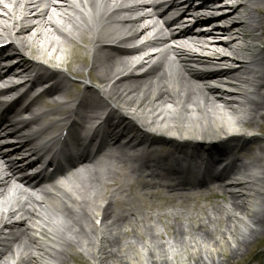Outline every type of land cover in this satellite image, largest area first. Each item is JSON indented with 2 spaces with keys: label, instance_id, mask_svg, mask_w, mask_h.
<instances>
[{
  "label": "bare ground",
  "instance_id": "bare-ground-1",
  "mask_svg": "<svg viewBox=\"0 0 264 264\" xmlns=\"http://www.w3.org/2000/svg\"><path fill=\"white\" fill-rule=\"evenodd\" d=\"M51 1L0 0V37L3 33L10 40L18 37L21 51L12 45L8 47L12 51L8 56L11 61L18 60L17 64L23 69L22 74L36 66L32 61L35 58L34 61L46 60L58 67L57 70L49 71V75L55 78V87L44 92L63 98L52 110L62 115L65 106L72 99L68 94V75L83 78L82 75L85 74V80L92 82L94 87L88 84L83 86L82 90L86 94L83 100L87 110L84 108L85 113L82 115L94 110V117L100 119L102 114H97V110L106 101L101 96L114 105L115 113L112 116L115 118L107 119L109 127L107 130L103 129L112 136H120L111 149L123 147L128 151V156L126 152L122 153L126 159H117L115 154H111L113 161L121 163L118 170H127L132 175L135 164L140 166L145 163L148 169L147 181L170 184L176 179L162 178L159 175L177 176L178 173L172 169H160L158 159L172 158L176 161L193 162L204 155H213L217 161L229 159L231 165L237 163L234 169L229 167L228 172L218 176L214 182L215 193L210 195H226L228 203L216 204L214 207L225 213L224 221L227 223L223 232L226 242L220 244L214 241L222 251L227 252L222 249L225 247L231 252L243 245L242 242H237L238 236L244 240L255 237L259 226L264 223V140L258 139L246 128L264 131L256 121L264 117V93L261 92L264 88V0H236V5L227 2L229 0H202L204 5L222 2L218 6L225 8H216L215 12H220L222 17L207 24H201V16L195 15L197 11L207 9V6L193 8L194 0H167L170 5L163 15L150 14L145 17L138 13L141 10L140 4L125 6L124 2L127 0H77L79 8L71 9L77 13L78 20L67 17L70 28L66 23L54 21L63 29H68L67 32L52 23L49 8L53 6ZM245 1L248 3H242ZM157 5H163V2H158ZM85 7L88 8L89 15L83 12ZM63 9L64 6L58 4L55 11L58 17L65 20ZM143 19L152 23H140ZM158 20H163L158 33L167 35L162 40L166 45L163 51L143 55L145 45L126 47L151 29H156L155 23ZM223 21H229L231 27L227 29L224 25L220 28L217 23L225 24ZM15 26L19 27L17 31H13ZM202 27L207 31L202 32ZM195 28H199V34H192ZM193 36L213 37L214 42L204 45L194 40ZM240 39L246 51L234 47V43ZM77 40L83 45L77 44ZM171 40L181 44L189 40L191 44L177 48L169 43ZM1 50L0 53L3 52ZM198 51L203 54L196 55ZM84 52L89 54L88 60ZM24 56L30 59L26 60ZM183 56L190 59L183 60ZM231 59L242 61L234 62ZM6 62L8 59H4L2 63ZM227 62L235 64L233 66L237 68H229ZM222 63L225 65H221ZM5 68L0 63V71H5ZM37 70L45 69L39 66ZM3 77H7V72ZM35 101L37 100L34 99L33 102ZM165 103L170 105H164ZM29 109L30 107L27 108ZM38 114L42 112L38 111L37 116ZM58 122L48 120L45 123L47 127L42 129H55ZM123 122H127V125H123ZM94 129L81 128L75 133L78 138L86 137L85 144L91 146L93 140L87 136ZM39 131L27 128L25 136H19V139L27 138L30 134L32 138ZM219 136L228 139H223L217 146L212 145L213 143L204 144L207 149L201 147L199 139L210 141L220 138ZM40 138L41 136L37 137ZM240 138L253 145L247 151H240L244 161L235 157L234 146L241 140L234 145L229 143ZM185 140H189V144ZM31 144L32 141H26L23 147L26 149ZM159 144L165 145L162 148L163 155H155ZM255 147L257 153L252 151ZM83 157L84 161L88 160L86 155ZM0 169V188L4 189L10 176L2 162ZM118 170L113 167L109 175L116 178ZM107 179L106 177L94 183V176L89 177V183L93 180L90 184L78 179L79 184L74 186L73 193L63 187H50L52 192H42L43 199L33 202L29 210L19 207V215L24 217L21 222L5 226L0 218V225L10 231L0 237V257L20 252L22 259L26 257L25 250L31 247L34 257L22 259L20 264H107L104 263L105 258L116 259L118 264H175L174 252L179 240L160 242V228L147 223L151 218L158 219L164 214L149 215L144 211L137 214L136 209L130 208L126 215L115 216V220L110 215L104 217V213H101L103 203L98 202V199ZM117 183V189L124 185H136L143 190L158 186L148 182L126 184L121 179H117ZM96 185L100 188L98 192L94 191ZM89 188H93L90 189L93 192L91 196L86 195ZM54 189L60 194L53 193ZM115 195L113 193L107 197L109 204H112ZM9 203L6 198L0 208L4 209ZM32 207L37 212L40 211L37 216ZM45 212H49L55 219L50 226L65 232L53 230L49 234L44 230L42 226L49 223ZM170 215L173 220L179 221L172 233L180 235L181 248L187 245V250L191 251L187 258L204 261L209 260L208 255L215 257L208 244H204L205 238H201L200 243L190 239L193 232L189 223L180 222L181 211ZM182 218L192 219L186 215L181 216ZM83 219L87 220L89 226L83 224ZM25 220L36 223L41 235L47 240V235H51L54 239L51 240V245H44L36 241V238L33 239L26 232L29 228L24 227ZM66 220L70 225L61 226L62 223H57ZM123 223L130 226V238L124 237L125 231H117ZM137 224L140 225L138 228ZM229 243H236L235 247L229 246ZM57 246L63 247V250H58ZM73 247L80 250L74 251ZM11 257L1 259L0 264H14L13 255ZM216 261L219 264L221 260Z\"/></svg>",
  "mask_w": 264,
  "mask_h": 264
},
{
  "label": "rangeland",
  "instance_id": "rangeland-1",
  "mask_svg": "<svg viewBox=\"0 0 264 264\" xmlns=\"http://www.w3.org/2000/svg\"><path fill=\"white\" fill-rule=\"evenodd\" d=\"M74 65L75 64H73V66ZM261 92L264 93V88L261 90ZM164 105H170V104L165 103ZM256 121L258 122V125L260 127L264 128V117H262L261 119H257ZM246 129L251 130L254 136H256L258 139H264V131L262 132L260 129L257 128H246ZM262 144H264V141L262 142ZM255 153H257V150ZM216 195H214L215 197L208 196L205 199L194 200L195 202L189 200L187 204L181 203L179 206H175L174 208L173 206L168 208L164 207L165 205L163 204L164 202L162 200L156 201V203L159 205V208L157 210H161L160 212L180 210L182 211L181 216L183 215L191 216L192 219H188V220H185L183 218L181 219V216H179L180 222H184L185 224L188 223L190 224L191 231L193 232L190 239L193 242L200 243L201 238L202 239L205 238L206 241L205 240L203 241L205 242L204 244H208L210 250L214 252L215 257H211L212 255H208L209 260L205 259L204 261H201L198 260L197 258V260L195 261V260H191L190 258H187V254L191 253V251L187 250L188 249L187 245L181 248V245H179L181 244L179 242L181 240L179 239L180 235L176 234L175 236L172 233L174 228L178 226L179 221L173 220V218L170 216L162 217L160 219L159 218L155 219L152 225L154 227L160 228L161 230L160 242H166L167 240L170 241L171 239L179 240L178 247L175 249L174 252L175 253L174 257L176 259L175 264H204V262L206 264H218L216 261L217 259L221 260L219 264H264V223H262L259 226V231L255 237L248 238L245 240L241 239L239 236L237 237L238 238L237 242L243 243V245L241 244V246L238 247L239 249H235L231 252H228V249L224 247L222 249L227 250V252H224L221 250V248H219L215 244L214 240L220 242V244L226 242V237L223 234V232H224V226L227 224L224 221L225 213H223V211L219 210L220 211L219 212L218 210L214 209L216 204L224 205L225 203H227V196L226 195L216 196ZM253 209L257 210L258 208H253ZM249 227L252 228V226L250 225ZM82 240H84V238ZM193 242H191V246ZM235 244L231 243L233 247H235ZM231 245L229 243V246ZM73 250L76 251L77 248L73 247ZM104 263L118 264L119 261L116 259L106 260L105 258ZM68 264H73V263L69 262Z\"/></svg>",
  "mask_w": 264,
  "mask_h": 264
}]
</instances>
